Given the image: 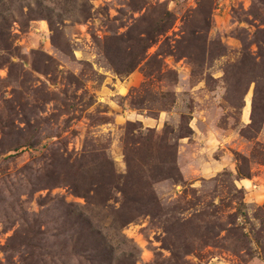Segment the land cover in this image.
I'll return each mask as SVG.
<instances>
[{
  "label": "rangeland",
  "instance_id": "rangeland-1",
  "mask_svg": "<svg viewBox=\"0 0 264 264\" xmlns=\"http://www.w3.org/2000/svg\"><path fill=\"white\" fill-rule=\"evenodd\" d=\"M3 2L0 264H264V0Z\"/></svg>",
  "mask_w": 264,
  "mask_h": 264
},
{
  "label": "trees",
  "instance_id": "trees-1",
  "mask_svg": "<svg viewBox=\"0 0 264 264\" xmlns=\"http://www.w3.org/2000/svg\"><path fill=\"white\" fill-rule=\"evenodd\" d=\"M3 4H4L3 0H0V14L5 12V13H7L9 15H12V13H13L12 8L3 7ZM81 16L85 19V18H87V13L84 11V12H82ZM164 16L168 17L169 13L166 12V14ZM166 17H162L160 19V21L157 23V27L162 25L163 22H167L168 19ZM3 20H6V19H3ZM159 31L160 32H158V35L164 34V32H165L164 28L160 29ZM149 38L153 39V36L151 35ZM123 71L124 72H129V71H131V67H128L125 70H117L118 73H122ZM126 208L128 209V212H129V213L126 212L127 213L126 219H121L120 218V215H121L120 212L119 213L117 212V214H118L117 215V219H116L117 221L114 220V224L120 223V225H122L123 224L122 222L125 223L126 222L125 220H127V219H128V221H130V220L132 221V220L135 219V216L138 215V212H140V209L138 207H136V206L134 207L135 210L132 209V207H130V206H127ZM86 222L89 223V226H87V230L90 232V236L93 235V232H94L97 235V239L96 240L100 239V240H103L102 242L106 243L107 236L105 234H103L101 231L95 229V226H94L93 223H91V220H87ZM92 227H94V231H92V229H91ZM100 251L101 250L98 249L97 247L95 248V250H94L95 253H94V257H93V259H95L94 261L98 260L101 264H123L122 261H116L115 262L114 261L115 258H114V256H112V253H111V255H106V253H104L102 251V253H103V256H102L101 255L102 253Z\"/></svg>",
  "mask_w": 264,
  "mask_h": 264
},
{
  "label": "crops",
  "instance_id": "crops-1",
  "mask_svg": "<svg viewBox=\"0 0 264 264\" xmlns=\"http://www.w3.org/2000/svg\"><path fill=\"white\" fill-rule=\"evenodd\" d=\"M206 169L207 168L199 167L197 171H198V173H200V175H204V171H207Z\"/></svg>",
  "mask_w": 264,
  "mask_h": 264
}]
</instances>
